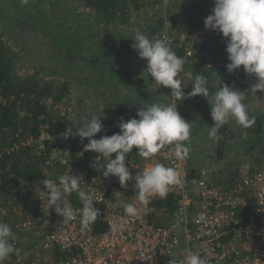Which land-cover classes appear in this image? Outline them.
Wrapping results in <instances>:
<instances>
[{
    "label": "built area",
    "instance_id": "1",
    "mask_svg": "<svg viewBox=\"0 0 264 264\" xmlns=\"http://www.w3.org/2000/svg\"><path fill=\"white\" fill-rule=\"evenodd\" d=\"M149 1L162 10L163 19L162 29L152 35V39L167 40L176 55L185 60L184 67H201L217 73L223 62L206 61L208 53L205 47L217 50L225 40L222 34L206 30L204 20L197 25L174 23L168 11L169 0ZM227 55L226 52V58ZM139 60L145 70L147 61ZM48 104L49 113L54 114L41 116L43 122L39 138L32 134L24 135L22 127L0 148V157L33 146L40 152L44 151V167L48 175L45 179L58 183L61 175H78L81 189L96 200L94 207L99 210V215L102 214L107 230L96 233L93 224L90 231L81 232L79 219L65 222L54 209H48L46 197L37 192L38 188L44 190L42 181L45 179L26 180L11 173L15 185L20 183L31 188L38 201L39 215L37 218L30 214L25 216L27 211L16 194V186L8 194L0 190V222L7 223L12 233L32 234L36 239L35 244L27 249L12 237L19 253L11 254L4 262L169 264L173 258L180 260L194 252L204 258L206 264H264V170L242 167L239 181L223 188L216 182L212 171L202 169L201 178L190 184L187 180V158H177L174 146H170L164 147L154 157L144 159L142 165L132 163L133 179L127 182L126 187L109 188L100 168L105 160L94 152L85 151L88 138L82 140L69 124L75 106L65 101L56 103L52 97L48 98ZM27 116V113H21L22 118ZM47 140L54 144L49 153L45 152ZM87 160L93 165L92 172ZM157 162L174 167L180 177V182L170 190L177 199L172 225H158L152 219L157 211L151 202L153 198L147 208L141 207L135 218L127 217L123 207L116 203L119 200L140 207L135 201L134 177ZM11 168V164L7 166L8 171ZM67 199L74 210L82 207L75 193ZM77 216L79 218L78 211ZM55 251L60 252L58 260Z\"/></svg>",
    "mask_w": 264,
    "mask_h": 264
},
{
    "label": "clouds",
    "instance_id": "2",
    "mask_svg": "<svg viewBox=\"0 0 264 264\" xmlns=\"http://www.w3.org/2000/svg\"><path fill=\"white\" fill-rule=\"evenodd\" d=\"M206 30L218 32L226 38V52L229 63L228 73L243 68V71L256 79L247 92L235 91L232 87L217 80L216 91L210 94L208 79L204 75H195L184 71L185 60L178 57L165 39H149L142 32L136 31L132 36L133 49L139 58L147 61L145 73L152 82L171 89L170 96L174 103L153 102L137 110V118L125 121L120 119V131L111 136L104 135L94 139L104 130L100 117L90 115L83 118L75 134L83 140L88 138L85 151L98 154L107 161L102 167L105 178L117 177L122 188L133 179L126 167L127 155L137 150V154L149 159L159 153L165 146H174V154L184 159L189 148L184 142L190 140L191 123L181 117L177 102L198 95L206 98L210 104V115L214 122L209 130V139L218 142L220 128L232 122L238 127H249L255 118L250 116L246 93L256 96L264 92V0H214L212 14L204 20ZM183 74L184 84L178 77ZM192 85L190 93L185 95L183 89ZM186 85V86H185ZM90 117V118H89ZM69 131L71 128L68 129ZM71 135V134H69ZM115 154V158H112ZM96 167V165H95ZM135 203H116L123 207L127 217L135 218L142 208H147L152 198L165 199L171 188L180 182L174 167L155 163L141 170L134 177ZM44 190L37 189L40 196L46 197L48 209L62 216L65 222L79 219L80 230L90 231L99 216L94 207V200L89 193L81 189L78 175L65 174L58 177V183L50 179L42 181ZM76 194L82 207L74 210L68 197ZM79 212V218L77 216ZM12 231L7 223L0 222V264L13 253H19L11 242ZM169 264H206V260L197 253H190L183 259L173 258Z\"/></svg>",
    "mask_w": 264,
    "mask_h": 264
},
{
    "label": "trees",
    "instance_id": "3",
    "mask_svg": "<svg viewBox=\"0 0 264 264\" xmlns=\"http://www.w3.org/2000/svg\"><path fill=\"white\" fill-rule=\"evenodd\" d=\"M79 0H56L55 7L60 6V9H57L54 15H51V18L44 16L45 23L53 24L57 23L60 24L62 21V13L66 11L69 14H75V21L77 23H83L82 21H86L91 19L96 21L97 28L100 29L103 26L113 29L112 34L117 39H124L126 36H129L128 30H125V26H130L132 24L131 19V9H140L146 3H151L149 0H80L82 4L88 8V16L87 18L83 13L80 12L79 7L76 2ZM28 2V1H27ZM44 4L47 5L48 3L52 2L51 0H43ZM29 4V3H28ZM50 6V5H48ZM214 7V6H213ZM208 9V12H203V16L206 17L212 14V9ZM61 11V12H60ZM170 15L174 21V23H188L190 25H197L201 22L199 16H192L193 19H189L188 17H177L175 13L170 11ZM207 13V14H206ZM89 17V18H88ZM188 18V19H187ZM18 19V18H17ZM48 21H47V20ZM21 21H25L24 19H19ZM146 26L141 27L140 32L145 34L149 39H152V35L160 32L163 26V19L162 15L159 13L154 15V17H148ZM28 25H33L25 21ZM35 26V25H33ZM86 26V25H85ZM114 26V27H113ZM36 27V26H35ZM87 27V26H86ZM92 27L88 23V31ZM44 32L46 37L50 36V32L46 27L38 28ZM98 29L92 30L89 32L96 31L98 33ZM105 31V30H104ZM9 30L6 32L3 31V26H0V148H3L9 141L11 137H14L15 134L19 131L20 128L23 127L22 133L24 135H34L36 138L40 136V125L43 122L41 116L46 113L48 117L54 114L49 113V104L48 98L52 97L53 101L56 103H60L64 101L65 96L70 92V76L65 81H60L57 79L49 78V73L47 72V67L45 65H41V68L36 70V66L29 67L28 64H24V57L21 55V52L18 51L17 44H10L9 39L5 38L8 35ZM95 32V36L97 37V33ZM124 32V33H123ZM126 33V34H125ZM108 35V34H107ZM90 36L86 39L90 42ZM54 38H50L53 40ZM93 39V37H92ZM55 40V39H54ZM87 40V41H88ZM65 45L64 42H62ZM134 43L133 38L130 40H125L124 42L113 43V48L115 53H120L124 51H128L129 53L134 52L135 50L132 49V44ZM63 47V46H62ZM62 47L57 52H63ZM90 49L92 53V46L85 45L82 50L78 49H70L71 54L68 56V60L70 63L75 65V59L77 57V53L80 52L82 54V58H85V54H89L87 49ZM77 50V51H73ZM205 50L208 53V57L206 61H212L218 63L220 61L223 62V66L218 70L217 73L212 71L206 70L201 67H189L185 66L184 68H193L196 71V74L204 75L207 79H212L215 81V85L217 80H222L224 84H227L229 87H232L235 91H247L250 86L252 85L251 76H248L241 66L240 69L235 70L233 73H228L226 70V64L229 63L228 59L226 58V38L224 42H222L217 50L212 49L211 47H205ZM98 53H101V50L97 49ZM95 53V52H94ZM96 53V55H101ZM137 55V52H136ZM138 56V55H137ZM91 58V57H90ZM99 60V58H98ZM101 61V59L99 60ZM97 63V62H96ZM25 66V72L23 75H19L17 73V66ZM102 67H100L101 69ZM93 69V68H92ZM81 70V68H80ZM87 72H84L82 77L87 78ZM179 78V77H178ZM76 82L82 84L83 80L81 81L79 78H76ZM79 106L81 108L82 102L79 101ZM27 113L28 116L25 118L21 117V113ZM105 122H104V130L100 133H97L95 138L99 139L104 135L111 136L116 134L120 131L118 124L120 119L123 118L125 121L130 120L129 116L127 115L125 109L119 107L117 109V116L116 118L111 117V107L106 106L105 111ZM80 113V111H79ZM82 118H72L69 121L71 127L76 130L82 123ZM218 135L222 137L217 144H216V157L218 163H223L215 175L216 182L223 188L233 186L239 179L241 175L239 171L235 169H231V172H227L229 168L226 164H230L232 161H226L229 149V143L235 139V132L234 129L229 126V124L224 125L220 128ZM264 140L261 136L259 140ZM254 140L247 139L246 143ZM259 142L258 140H255ZM260 143V142H259ZM54 147L52 141H46V151L49 153ZM246 148H248L246 146ZM44 152V151H43ZM43 152H40L36 146L33 147H26L22 148L17 153L12 155H3L0 157V190L4 194L10 193L11 189L16 186V194L22 200L25 211L27 214H30L37 218L39 215L38 211V201L34 197L33 191L27 185H21L20 183H14V179L11 176V173H14L17 176H22L26 180L31 179H45L48 175L46 173V169L44 167L45 159ZM112 158H115V154L112 155ZM88 161V160H87ZM144 162V158L140 157L137 154V150L133 149L127 155L126 158V167L129 168L131 172V164L142 165ZM107 161L102 163L101 171L103 172L104 168L102 167L106 164ZM263 163V161H260ZM12 166L11 171L7 170V166ZM89 171L92 172L93 165L91 162L88 161ZM232 166V165H230ZM223 167V168H222ZM254 169V168H253ZM201 171L202 168L190 165L188 163V177L187 180L190 184H195L201 178ZM109 183V188L117 187L121 188L118 178L117 177H109L106 178ZM17 183V182H16ZM135 193V192H134ZM152 205L156 206L157 211L153 213L152 219L156 221L158 225H172L174 223V213L177 209V199L175 195L171 192L167 195L165 199L160 198H153ZM249 207L248 209H251ZM193 216V215H192ZM102 214L97 217V220L94 223V231L96 233H102L107 230V224L102 218ZM11 242L13 243L12 239ZM57 257L59 259V251H55ZM4 264H7L4 262Z\"/></svg>",
    "mask_w": 264,
    "mask_h": 264
},
{
    "label": "rangeland",
    "instance_id": "4",
    "mask_svg": "<svg viewBox=\"0 0 264 264\" xmlns=\"http://www.w3.org/2000/svg\"><path fill=\"white\" fill-rule=\"evenodd\" d=\"M51 1L52 2L45 5L43 0H0V26H3V31L5 30L7 32L9 30L8 35H6L7 37L5 38L9 39L10 44L18 45L17 49L18 51L21 52V55L24 57L23 59L24 64L27 63L29 67L32 68V66H36L37 68L36 70H38L41 68V65L43 64L45 65V67H47L46 70L49 73V78L57 79L60 81H65L66 79L69 78L68 76H70V81H71L70 92L67 94V96H65L64 101L69 105L75 106L74 115L72 117L77 118L78 120V118H80L81 116L83 120V118L87 116L97 115V116H101L100 117L101 122L104 123L105 122V120L103 121V118L105 116L104 108L106 106H110L108 100L111 101V98L114 95V90L112 89L113 86L118 84L117 86L122 87L123 85L127 86L129 84L127 81L128 77L126 76V74H124L125 68L123 67V62L126 61L128 55L129 57L132 56V53L129 52L116 53L115 60L110 64H108V60H106L104 57L103 59L107 65V67H105L106 70H104L106 71L105 77L107 80L98 82L97 76L94 77L93 75H91L89 77V81H87L88 75L87 78L85 76L82 77V75L84 72H87V74L90 75V73L88 72L89 67H87L88 68L87 69L86 66L84 65L85 61L80 60L82 54H80V52L77 53V57L74 62L75 65L69 62L68 56H70L72 49L79 48L80 50H82V48H84L86 44L92 46L93 43H95V39H97V37L95 36L96 35L95 32L98 29L96 26L97 22L88 19L87 23L86 21L85 22L82 21L83 22L82 24L77 23L74 19L75 14L73 13L69 14L68 12L66 13L65 11L64 13L61 14L63 18L60 24H57L58 23L57 22L51 26L50 25L51 23L50 24L45 23L44 16L50 19L51 15L53 16L56 10L61 8L60 6L55 7L56 0H51ZM173 1L174 0H170L168 2L169 13H171L170 11H172L179 18L188 17L189 19H193L194 16H199L200 17L199 19L201 21H203L205 18V16H203L204 14L203 12L206 11L208 12V9L211 10V7L214 6V0H179V1L175 0L174 4ZM75 4H77L80 12L83 13L87 18L89 14L88 12L89 9L86 8V6L82 4L80 0ZM169 5L171 7H169ZM147 11L150 12L154 11L159 13L162 12L161 9H157L156 6L153 5L152 3L144 4L143 6H141L139 10L135 8L131 9L132 15H134V17L137 18L136 21L138 22L139 20H141L142 18L141 16L144 15V12L148 13ZM19 19H24L25 21L35 25L36 27L33 25H28L26 24L25 21H21ZM88 23L92 26L90 27L91 29L89 31L92 30H96V31L92 33L89 32L87 28ZM41 27L43 28L46 27L49 30L50 32L49 37H46L44 35V32L38 29ZM102 29H103L102 31L105 30L106 34H110L109 31L112 30L105 26H103ZM125 30L127 29L125 28ZM89 36L91 38L89 39L92 40L91 42L93 43H90L89 40L86 39V37L88 38ZM92 37L94 38V40L92 39ZM50 38H54L55 40L54 39L50 40ZM62 42H64L65 45H61L63 44ZM98 45H99V49L102 48L104 52L105 48L102 47L99 43H97L96 46ZM61 47L63 49L62 50L63 52L61 53L57 52L58 50H60ZM93 49L94 46H92V50ZM87 50L89 51V54H91L92 51L89 48ZM73 51L75 52L77 50H73ZM64 54H68V56ZM78 66L79 67L83 66V67L80 70ZM142 66L143 64L142 65L136 64V67H134L136 73H139L140 75L143 74L144 66L143 67ZM24 68H25L24 65L17 66V73L19 75H23V73L26 71ZM76 78L77 79L79 78L81 81L83 80L82 84L76 82ZM79 101L82 102L81 108L79 106L80 105ZM148 102L150 103L151 101ZM259 113L264 114V111L260 110ZM201 136L202 135H199L198 137L194 138V140L201 143L204 142ZM252 139L253 138H250V140ZM248 142L249 143H246V146L250 149L252 148L254 150H259L260 147L262 146L261 144L256 143L255 140L253 142L248 140ZM255 144H259V145H255ZM201 147H202L201 144L198 143L193 144L190 150L194 155H202L203 148ZM239 148L234 147L233 149H230V154L229 157L226 159V161L239 160L238 158ZM198 157H199L198 158L199 161L195 159L196 161H194L195 162L194 164L197 165L201 164V166H206V163L202 161V157L201 158L200 156ZM222 165L223 163L220 164V166ZM28 215L29 214L26 213L25 216ZM12 234H13L12 237H16L20 241L19 242L20 246L26 247L27 249L32 245H34L36 242V239L32 234H28V235H24V234L18 235L15 233Z\"/></svg>",
    "mask_w": 264,
    "mask_h": 264
},
{
    "label": "crops",
    "instance_id": "5",
    "mask_svg": "<svg viewBox=\"0 0 264 264\" xmlns=\"http://www.w3.org/2000/svg\"><path fill=\"white\" fill-rule=\"evenodd\" d=\"M170 1V0H169ZM179 1V0H176ZM175 0L173 1L174 4ZM171 4V3H170ZM174 6V5H173ZM169 7H171L169 5ZM148 13L144 12V15H142L141 20L136 21L137 18L132 15L131 24L130 26L125 27L129 33H131L129 36H126L124 39H117L113 36H110L112 34V30L109 31L110 34H106L105 31H102V27L98 29V35L97 39H95V43H93L92 46H94V52L91 54H85V58L83 59L81 57L80 60L85 61L84 65L89 67L88 72V78L87 81H89V77L93 75L94 77L97 76V81L101 82L103 80H107L105 77L106 70L105 67H107L104 57L106 60H108V64L113 62L116 57V53L113 48V43H116L117 41L119 43L124 42L125 40L132 39V36L135 34V30L140 32L141 27L146 26L147 24V18L148 17H154V15L159 14V12L154 11H147ZM150 13V14H149ZM149 14V15H147ZM140 15V14H139ZM139 23V24H138ZM184 23V21H183ZM107 32V31H106ZM126 34V33H125ZM94 40V38H93ZM99 43L102 47H104V52L102 48H100L101 53L97 52V49L99 48ZM98 47V48H97ZM133 49V47H132ZM128 52V51H124ZM96 53L101 55H95ZM132 56L126 58V61L123 62V67L125 68L124 74L128 77V85H123L122 87L114 85V95L111 98V101L108 100L111 107V117L114 119L116 118L118 112L117 109L119 107L125 109L127 115L129 116V119L137 118V110L142 108L143 105H148L153 102H163V103H174L175 101L170 96L171 89L165 88L164 86H160L158 88V85H156L154 82H152L151 78L147 76V74L144 72L143 68V74L140 75L139 73H136V70L134 67H136V64H141V61L139 60L138 56L136 55V51L131 52ZM79 57V56H78ZM91 57V58H90ZM101 59L102 61L98 60ZM87 62V63H86ZM97 62V63H96ZM118 65V64H117ZM83 66H78V68H82ZM100 67H102L100 69ZM143 67V66H142ZM93 68V69H92ZM193 68H184L185 72H191L193 74V77L196 74V71ZM179 79H181L182 84H184V76L181 74L179 76ZM252 84L256 82V79L254 77H251ZM108 82V81H107ZM186 86V85H185ZM115 87V88H114ZM208 87L210 94H213L216 91V85L215 81L212 79H208ZM192 90V85L189 84L187 87L183 89L185 95L187 96L188 93H190ZM249 90V89H248ZM247 90V91H248ZM246 91V92H247ZM103 95V94H102ZM246 101L250 116L254 117L255 120L249 127H238L235 125L234 122L230 123L229 126L234 129L235 132V139H233L229 143V149H228V157L230 154V149H233L234 147H240L238 158L239 160L232 161L230 164H226L229 168L227 169V172H231V169H237L239 172H241L242 167H248L251 169L256 170H264V143L259 137L261 136L264 138V114H260L259 111H264V92L258 91L255 95L246 93ZM104 97V96H103ZM147 97V98H146ZM146 98V99H145ZM107 99V98H106ZM148 101H151L150 103ZM177 110L180 113L181 117L184 118L187 122L191 123V136L190 140L184 142L186 146L189 148V154L186 157L187 161L190 165L200 167L202 169H209L212 171V173L215 175L221 166L218 164V160L216 157V144L217 142H214L213 140L209 139V130L210 127L213 126L214 122L210 115V104L206 98L203 96H196L191 97L183 100L182 102H177ZM105 111V108H104ZM105 113V112H104ZM106 116V113H105ZM105 116L103 118V121L105 120ZM261 119V120H260ZM104 126V123H102ZM199 131V132H198ZM251 133V135H250ZM199 135H202L201 138L204 140L203 145L201 142H197L194 140V138L198 137ZM250 136V137H249ZM253 138L256 141V143L261 144L259 150H254L250 148H246V140ZM201 144L202 149V155H194L190 148L193 144ZM255 144V145H259ZM238 145V146H237ZM170 147V146H165ZM195 156V157H193ZM198 156L200 158L202 157V161L206 163V166H201V164L197 165L194 164L198 160ZM204 156V157H203ZM227 157V158H228ZM199 161V160H198ZM260 161H263V163H260ZM232 165V166H230ZM223 166V165H222ZM223 168V167H222Z\"/></svg>",
    "mask_w": 264,
    "mask_h": 264
}]
</instances>
